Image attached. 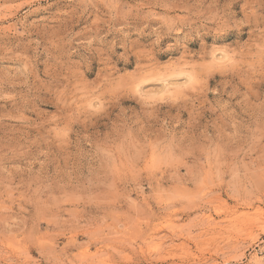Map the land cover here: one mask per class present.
Segmentation results:
<instances>
[{"label": "rangeland", "instance_id": "obj_1", "mask_svg": "<svg viewBox=\"0 0 264 264\" xmlns=\"http://www.w3.org/2000/svg\"><path fill=\"white\" fill-rule=\"evenodd\" d=\"M105 263L264 264V0H0V264Z\"/></svg>", "mask_w": 264, "mask_h": 264}, {"label": "bare ground", "instance_id": "obj_2", "mask_svg": "<svg viewBox=\"0 0 264 264\" xmlns=\"http://www.w3.org/2000/svg\"><path fill=\"white\" fill-rule=\"evenodd\" d=\"M161 243V242H160ZM149 244V243H148ZM147 248V247H146ZM154 250V249H153ZM151 251V250H150ZM158 252V251H157ZM106 264V263H105Z\"/></svg>", "mask_w": 264, "mask_h": 264}]
</instances>
